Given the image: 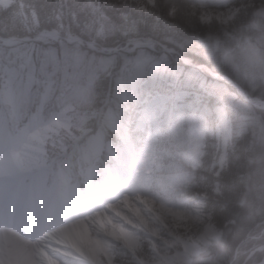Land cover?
Returning a JSON list of instances; mask_svg holds the SVG:
<instances>
[{
    "label": "rangeland",
    "instance_id": "obj_1",
    "mask_svg": "<svg viewBox=\"0 0 264 264\" xmlns=\"http://www.w3.org/2000/svg\"><path fill=\"white\" fill-rule=\"evenodd\" d=\"M21 1L25 3L24 11L35 10L51 21L60 20L56 0ZM184 1L185 4L178 10L172 7L167 12L179 26L182 37L193 32L198 38L210 40L216 38L211 34L214 23L233 27L246 23L253 16L260 17L264 23V4L260 0ZM18 2L0 0L1 27L9 28L13 18L19 24ZM155 2L65 0L63 14L69 21L79 19L77 21L81 26L80 23L91 21L100 6H105L109 8L110 15L133 17L139 21L141 30H147L152 23L147 21L146 16L151 9H155ZM228 11L231 15L222 17ZM64 23L70 25V22ZM251 25L256 29L258 27L256 21ZM86 29L93 35L92 30ZM53 31L58 35L51 36ZM42 32L44 34L37 35L36 39L44 44L56 41L62 46L63 42H68L74 48L85 43L89 49L95 48L94 44L92 48L83 39H68L72 35H62L59 28ZM108 34L112 35L111 32ZM12 38L14 40L0 37V106L10 107L7 111L0 109V264H55L57 261L62 264H95L84 259L79 251L86 250L88 246L99 264H109L110 261L115 264H191L200 257L212 258L211 248L221 239L228 224L219 216L218 206L211 195L219 192L217 176L212 169L215 167L220 172L225 169L233 126L240 118L231 101L217 89L207 88L193 72L187 74L169 68L165 64V56L151 55L146 51L153 47L135 46L137 41L145 42L150 37L127 40L122 49L117 50H123L131 57L121 63L112 55L107 60L101 59L98 65L103 72L83 77L77 72L64 73L60 68L61 65L77 67L78 58L60 55L63 53L59 52L60 49L44 51L34 43L35 40L17 41L15 39L19 37ZM244 40L226 50L232 53L236 76L235 79L230 77V82L234 81L233 84L248 102L264 106V103H252L260 99L249 96L242 87L253 86L251 65L254 53L244 46L248 38ZM260 40L264 44V34ZM216 46V41L211 42V53L215 52ZM114 49H107V54ZM35 57L54 63L50 64L53 72L47 79L42 74L49 67L48 60L33 64ZM20 61H24L19 65L27 75L25 81L24 72L20 76L21 70L17 69ZM117 67L126 71L128 76L134 71L142 75L145 70L150 71L152 76L169 74L177 84L185 79V83L189 84L187 87L192 88L187 89L180 84L168 91L136 92L138 79L131 78L128 83L131 91L122 89L118 99L112 100L106 97L107 89L102 93L95 82L105 80L108 73ZM58 77L61 78L60 83ZM66 77L72 82L63 79ZM30 79L43 84L39 94ZM17 81L19 84L15 86ZM196 82L198 84L194 85ZM21 85L24 90L18 92ZM28 89L31 92H26ZM189 95L201 103H205L208 96L215 97V101L209 103L208 100L206 106L209 110L201 108L198 116L193 113L163 116L165 104L172 102L174 106ZM33 96L37 97L33 99ZM91 101L90 108L83 112L86 103ZM25 102L30 105L33 102V105L17 118V125L9 130L8 114L16 119L14 106ZM113 106L118 108L114 111ZM81 115H96L94 123L97 126L83 127L84 123L79 121ZM158 118L165 122L155 126ZM224 118H227V124L221 127L220 121ZM104 125L111 129L110 137L113 139L100 140L95 135L104 129ZM84 140H91L92 147L91 153H86L85 160L77 166L81 181L77 186L55 157L47 153V149H55V153L59 152L58 155L61 154V158L70 163L77 157L78 146ZM68 142L74 144L73 147L69 148ZM208 143L213 148L212 153L208 151L211 153L208 173L213 180L204 186V190H197L199 185L194 190L190 189L182 207L162 203L160 194L148 189L153 182L151 170L158 169L161 158L167 160L172 154L178 157L182 173L188 175L191 166L200 164ZM178 180L179 172L169 179V183ZM138 195L151 197L164 208L182 209L187 217L183 220L166 214L158 215L145 204H133L131 199ZM112 206L116 207L115 211L106 210ZM196 206L210 225L208 230H202L200 236L193 234V229L199 224L191 220ZM107 223L112 225V229ZM60 229L63 232L58 231ZM45 234L48 237L44 238ZM175 234H180L185 242L176 238ZM51 240H54L52 243L57 254L48 249ZM131 242L134 243L133 248L127 245ZM263 259L264 241L250 249L240 264H257Z\"/></svg>",
    "mask_w": 264,
    "mask_h": 264
},
{
    "label": "trees",
    "instance_id": "obj_2",
    "mask_svg": "<svg viewBox=\"0 0 264 264\" xmlns=\"http://www.w3.org/2000/svg\"><path fill=\"white\" fill-rule=\"evenodd\" d=\"M56 1L58 4V7H56L57 14H59L60 19L59 21L57 20L58 22L51 21L48 17L40 16L39 12L35 10L24 11L25 3L19 0L17 3L18 12H20L21 16L19 24L14 21L16 18H13L9 28L1 27L0 22V37L16 36L32 39L36 38L41 31L59 28L62 35L79 36L85 42L93 40L94 50L89 49L85 43L73 48L72 44L68 42H63L61 46L56 41L44 44L40 40L34 39L36 41L34 43L39 44L44 51H58L60 49L59 52H63L61 54H68L72 58H78L77 67H65L64 72H77L80 77L89 76L99 71L103 72L98 65V61L104 58L108 59L111 55L119 63L123 62L125 58L131 57V54L123 50H117L123 47L127 40L138 37H150L166 47L172 48L173 51L163 52L158 45H153L152 49L146 50L149 54L165 56V64L172 70H181L187 74L188 72H193L199 81L205 83L207 88L211 90L217 89L218 93L224 95L225 99L230 100L232 105L237 108L239 120H241H238L239 122L237 121L233 126L225 169L221 172L222 176L215 178L219 184V192L211 195L212 201L218 206L219 216L223 220L228 221V224L223 230L221 239L216 242L213 246L214 248H211L210 255L212 258L204 259L200 257L191 264H209V260H211V264H240L242 258L246 257L250 249L264 241V198H261L258 194V174L250 172L248 169V160L251 157H259L264 154V106H255L248 102L240 93L239 88L224 77L236 78L232 65V53L230 51L228 53L226 50L232 48L238 41H245L244 39L248 38L244 46L254 53L253 65H251L253 86L248 88L242 85V87L249 96L264 100V44L260 40L264 34V23L261 22L260 17L253 16L246 23L233 27L220 26L214 23L211 28V34L216 38L208 40L206 38H198L199 36L193 32L187 37L180 36L182 32L179 30V26L170 19L167 12L172 7L178 10V7L185 4L184 0H155V9H151L148 12L149 15L146 16L147 21L152 23V26L148 27L147 30H141L139 28L141 25H138L139 21L133 17L110 15L109 8L105 6H100L99 10L94 12L95 14L91 17L90 22L83 23L81 21V27L78 23L79 19L69 21L64 18L63 7L65 0ZM260 1L264 4V0ZM250 10L253 11V9ZM255 21L258 23L257 29L251 25ZM64 22H70V25ZM86 28L92 30L93 35ZM110 29L112 31L115 30V32L110 31ZM108 32H111L112 35L109 36ZM213 41H216L217 46L215 52L211 53L210 44ZM113 48L116 50L107 54L106 50ZM181 57L186 62L182 61ZM47 60L44 59L42 61L35 57L32 62L33 64H38ZM22 63L24 62L22 61ZM97 65L98 67H96ZM200 65H205L213 73ZM52 71L53 67L50 66L45 69V72L51 73ZM215 73L218 75H214ZM108 74L105 80L94 81L97 82H95V85L102 89V93L107 89L106 97L112 100L118 99L117 96L120 95L122 89L128 92L131 91L128 86L131 78H134L133 80L138 79L136 92L168 91L181 86L180 84H183L181 87L192 88V86L187 87L189 84L185 83V79L177 84L169 74L167 76H152L148 70L143 71L142 75L141 72L134 71L128 76L126 71H121L117 67ZM193 84L197 85L198 83ZM128 97H132V95H128ZM208 100L209 103H214L215 97L208 96ZM208 100L205 103L197 102L193 96L189 95L174 106L172 102L165 104L166 108L163 116L172 115L174 117L175 114L187 116V114L192 113L198 116L197 114H200L201 108L205 107L206 111L209 110V107L206 106ZM91 104L92 101L87 102L83 112H87ZM117 108L118 106H113L112 109L115 111ZM95 118L96 115H81L79 121L82 124L84 123L83 127L97 126L94 123ZM86 121L91 122L86 123ZM162 122H165V120L158 118L155 126H160ZM16 123L14 120L9 121L11 127ZM110 130L109 127L105 126L104 129L97 131L95 135L100 137V140L103 138L113 139V137H110ZM206 132L208 131L206 130ZM91 143V140L82 141L78 146L79 153L77 157L73 158L70 163L67 160H63L61 156L58 157L59 163L68 171L72 181H78L79 184L81 181L77 166L85 160L86 153H91ZM68 144L69 148L74 145L70 142ZM205 151L206 154L202 156L200 164L191 166L188 175L182 173L183 167L178 164V157L176 158L175 155H169L167 160L161 158L158 169L151 170L153 182L148 189L151 192L157 191L160 194L162 203L175 204L182 207L185 204L183 201L186 200L190 193V189L193 188L194 190L199 185L200 187L197 190H204V186L213 180L208 173L210 155L213 152L210 143L206 145ZM55 152L56 150L53 148L47 149V153L50 156L58 155L59 152ZM178 172L179 180L169 183V179ZM249 185H251V191L249 190ZM152 189L154 190L152 191Z\"/></svg>",
    "mask_w": 264,
    "mask_h": 264
},
{
    "label": "bare ground",
    "instance_id": "obj_3",
    "mask_svg": "<svg viewBox=\"0 0 264 264\" xmlns=\"http://www.w3.org/2000/svg\"><path fill=\"white\" fill-rule=\"evenodd\" d=\"M230 15H231V12L228 11L225 14H223L222 17L227 18ZM131 200H133L132 201L133 204L138 203V202H140L142 204H145L148 209L154 210L155 213L158 214V215L166 214V215H170V216H173V217H176V218H180V219H183V220H185L186 217H187L185 215V211L184 210L177 209V208H174V207H166V208H164V207H162L160 205V203L154 201L151 197H144V196H139L138 195V196L132 198ZM115 208H116L115 206L107 207L106 210L113 212V211H115ZM191 220L193 222H196L197 224H199V226L197 228L193 229V234H195V236H200L202 230H208V228H210V225H209L208 220L206 218H202V215L199 212L198 206L194 207L193 217H192ZM107 224H109V223H107ZM11 225H12V223H11ZM109 226L112 229V225L109 224ZM44 228H46V227H44ZM58 231L63 232L62 229H60ZM43 236H44V238L45 237H48V235H46V234L43 235ZM175 236L179 240L184 241L183 237L180 234H177V235L175 234ZM52 242H54V240H51L48 243V245H49L48 249H49V251L51 253H56L57 254L58 252H57V250H55V248H54L55 245H53ZM127 245L129 246V248H133L134 247V243H132V242L131 243H128ZM79 251H80V253H81V255H82V257L84 259H88L89 261H91V262H93L95 264H99L98 259L95 258L94 256H92L89 246L86 248V250H79ZM54 263L55 264H62V263H60L58 261L57 262H54ZM109 264H115V263H113V262L110 261ZM257 264H264V259L261 262L257 263Z\"/></svg>",
    "mask_w": 264,
    "mask_h": 264
},
{
    "label": "clouds",
    "instance_id": "obj_4",
    "mask_svg": "<svg viewBox=\"0 0 264 264\" xmlns=\"http://www.w3.org/2000/svg\"><path fill=\"white\" fill-rule=\"evenodd\" d=\"M227 124V118H224L220 121V126L225 127ZM248 169L250 172L258 174V194L261 198H264V154H261L259 157H251L248 160ZM214 175L221 177L222 173L213 167L212 169ZM249 190L251 191V185H249Z\"/></svg>",
    "mask_w": 264,
    "mask_h": 264
},
{
    "label": "water",
    "instance_id": "obj_5",
    "mask_svg": "<svg viewBox=\"0 0 264 264\" xmlns=\"http://www.w3.org/2000/svg\"><path fill=\"white\" fill-rule=\"evenodd\" d=\"M42 34H44L43 32L42 33H40V34H38L39 36L40 35H42ZM55 35H58L55 31H53L52 33H51V36H55ZM68 39H76L77 41H80V40H82V38H80L79 36H68L67 37ZM5 40H14V38H12V37H9V38H4ZM33 39H35V38H33ZM32 39V40H33ZM15 40H17V41H23V38L21 39V38H17V39H15ZM24 40H27V39H24ZM87 44L90 46V47H92V44H93V42L92 41H87ZM153 45H158L160 48H161V51H163V52H170V51H173V49L172 48H169V47H166L164 44H161V43H159L158 41H156V40H154V39H151V38H147L146 40H145V42H140V41H137V43H135V46H141V47H152ZM93 48V47H92ZM114 49V48H113ZM115 50V49H114ZM181 59H182V61H184V62H186V60L183 58V57H181ZM200 66H202V67H204V68H206L209 72H212L208 67H206L205 65H200ZM213 73V72H212ZM226 78L229 80V81H232L231 79H230V77H228V76H226ZM234 82V81H233ZM252 103H264V100H256V101H251Z\"/></svg>",
    "mask_w": 264,
    "mask_h": 264
}]
</instances>
